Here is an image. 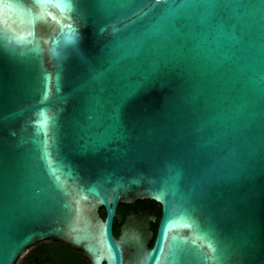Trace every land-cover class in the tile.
<instances>
[{
  "label": "water",
  "instance_id": "1",
  "mask_svg": "<svg viewBox=\"0 0 264 264\" xmlns=\"http://www.w3.org/2000/svg\"><path fill=\"white\" fill-rule=\"evenodd\" d=\"M47 240L264 264V0H0V264Z\"/></svg>",
  "mask_w": 264,
  "mask_h": 264
},
{
  "label": "flooded vegetation",
  "instance_id": "2",
  "mask_svg": "<svg viewBox=\"0 0 264 264\" xmlns=\"http://www.w3.org/2000/svg\"><path fill=\"white\" fill-rule=\"evenodd\" d=\"M133 205H135V203L129 206H133ZM131 213L139 217H144L149 215L148 212L143 211L141 209L136 210L135 212L130 211L128 215ZM53 242L55 241L47 240L34 244L32 247H30L27 250V252L23 256H21L16 261L15 264H65L63 262L64 254L54 249V246L52 245ZM56 245L59 246L58 244ZM61 248L62 247H60V249ZM71 253L75 256V258L73 259V261H75V264H82L83 261L88 262L90 264L88 259H86L83 256L82 252L71 248Z\"/></svg>",
  "mask_w": 264,
  "mask_h": 264
},
{
  "label": "trees",
  "instance_id": "3",
  "mask_svg": "<svg viewBox=\"0 0 264 264\" xmlns=\"http://www.w3.org/2000/svg\"><path fill=\"white\" fill-rule=\"evenodd\" d=\"M139 209L148 212L149 215L156 218V223L151 226V231H152L153 235L155 236L157 226H158V222H159L160 217H161V209H160L159 204H157L153 201L144 200V201L135 202V205H133V206L119 205L117 208V211L125 218L130 211L135 212L136 210H139ZM104 214H105L104 210L100 209L99 215L102 219L104 218ZM118 234H119V226L114 221V223H113V235L115 237H117ZM56 244H58L59 246H57ZM52 245L54 246V249H56V251H59V252L64 254V256H63L64 261L63 262L65 264H75V261H73L75 256L71 253V248H69L68 246H66L62 243L60 244L59 242H53ZM149 246L150 247L152 246V242L150 243ZM60 247H62V248L60 249ZM82 264H89V263L83 261Z\"/></svg>",
  "mask_w": 264,
  "mask_h": 264
},
{
  "label": "snow or ice",
  "instance_id": "4",
  "mask_svg": "<svg viewBox=\"0 0 264 264\" xmlns=\"http://www.w3.org/2000/svg\"><path fill=\"white\" fill-rule=\"evenodd\" d=\"M157 3H159V0H156Z\"/></svg>",
  "mask_w": 264,
  "mask_h": 264
}]
</instances>
